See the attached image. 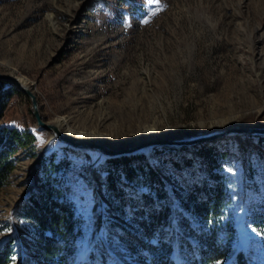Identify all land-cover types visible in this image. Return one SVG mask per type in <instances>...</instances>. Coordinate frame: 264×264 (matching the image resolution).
I'll return each mask as SVG.
<instances>
[{"label": "rangeland", "instance_id": "1", "mask_svg": "<svg viewBox=\"0 0 264 264\" xmlns=\"http://www.w3.org/2000/svg\"><path fill=\"white\" fill-rule=\"evenodd\" d=\"M0 72L33 89L44 121L63 116L65 131L88 140L106 135L103 143L111 147L189 139L232 125L264 127V0H0ZM4 115L2 123L36 136L33 147L17 151L0 187L7 264L37 263L31 251L36 225L19 220L15 210L36 187L40 156L53 152L68 163L47 172L63 176V195L80 221L69 241L54 237L62 262L190 264L199 242L190 228L228 249L215 264H234L240 252L242 264H264V139L230 134L209 143L223 152L217 170L225 176L226 197L220 215L207 219L185 206L186 194L208 176L193 147L139 152L167 182L169 211L152 238L151 260L128 242L140 232L145 188L120 181L136 202L131 207L106 195L105 158L96 152L54 144L42 153L50 131L37 127L24 93L13 95Z\"/></svg>", "mask_w": 264, "mask_h": 264}, {"label": "trees", "instance_id": "2", "mask_svg": "<svg viewBox=\"0 0 264 264\" xmlns=\"http://www.w3.org/2000/svg\"><path fill=\"white\" fill-rule=\"evenodd\" d=\"M20 93L14 84L0 83V187L7 182L9 174L15 166L17 151L33 147V143L36 141V136L32 131L2 123L8 103L14 94ZM257 137L264 139V136L261 135H257ZM183 148L188 147L184 146ZM193 148L206 166L208 176H203L199 185L193 186L190 193L186 194L185 198L190 204H185V206L193 215L207 219L220 215L226 197L225 176L217 170L220 168V158L223 157V152L214 150L209 143H201ZM67 163L68 161L64 159L57 160L54 152L49 156L41 157L37 164L36 187L19 201L15 210L19 220L31 221L36 225V229L32 232L34 240L31 248L36 258V264H66L61 261V256H63L61 241L59 242L54 237L58 235L57 238L64 239V242L69 241L75 228L80 224L78 218L73 214L70 203L63 195L65 185L63 176L51 178L47 172L49 168L57 172L63 164ZM101 167L106 172L102 183L108 196L109 193H114L123 198L122 201L127 203L130 201L129 204L133 207L136 202H131V196L124 194L123 188L120 187V181L124 180L128 186H134L137 189H146V192H141L143 203L146 206L138 207L141 215L140 220L136 223L140 229L139 235L128 242L132 245V241H134L151 253V260H155L154 254L157 246L153 243L152 238L159 225L164 223L169 211L165 204L167 182L158 174L144 153L105 158ZM170 190L173 194L178 193L174 188H170ZM155 201H159L156 202L159 204L157 209L153 206ZM181 222L184 221L179 219L178 224ZM202 223L204 226L207 222ZM188 229L196 235L199 241L197 251L194 253L195 259L190 264H215L218 259L229 253L228 249L223 248V245L218 244L211 237H206V231L199 232ZM121 237L127 236L121 235ZM234 261V264H242L241 252L238 253ZM9 262L10 248L9 243H6L0 248V264ZM23 264L33 263L26 259Z\"/></svg>", "mask_w": 264, "mask_h": 264}, {"label": "water", "instance_id": "3", "mask_svg": "<svg viewBox=\"0 0 264 264\" xmlns=\"http://www.w3.org/2000/svg\"><path fill=\"white\" fill-rule=\"evenodd\" d=\"M2 82H10L14 84L20 92L28 96L31 103V113L35 119L37 127L42 130L51 132L43 146L42 153L47 152L54 144H60L63 146H69L73 149L96 151L101 154L102 158H112L136 154L142 152L145 149L158 146L193 147L201 143L215 142L216 140L230 134H249L264 136V127L233 125L218 131L192 137L189 139H171L167 137H158L153 139H145L136 144L124 147H110L104 145L99 141H75L68 135L64 134L63 131H61L55 125L43 120L37 95L35 94L33 89L21 82L19 76L0 72V83Z\"/></svg>", "mask_w": 264, "mask_h": 264}, {"label": "bare ground", "instance_id": "4", "mask_svg": "<svg viewBox=\"0 0 264 264\" xmlns=\"http://www.w3.org/2000/svg\"><path fill=\"white\" fill-rule=\"evenodd\" d=\"M21 80V82L23 83V84H25L26 85V83H25V81L23 80V79H20ZM27 86V85H26ZM53 125H55L56 127H58L61 131H63V133L64 134H66V135H68L69 137H71L73 140H77V141H87L88 139H85L84 138V136L82 135H79V133H76V132H74V131H70V130H68V131H65L64 129H63V126L64 125H67V121H66V119H65V117H63V116H59L57 119H56V121H54V123H52ZM233 126V125H232ZM66 127V126H65ZM229 127V126H228ZM50 134H51V132H50ZM81 137V138H80ZM81 139V140H80ZM108 140V137L106 136V135H103V134H99V136H96V138L95 139H93V140H88V141H99V142H101V143H103L104 141L105 142H108L107 141ZM140 142V141H139ZM136 143H138V142H136ZM135 143V144H136ZM104 145H107V144H105V143H103ZM107 146H109V145H107ZM111 147V146H110ZM94 152H96V151H94ZM98 155H99V158L101 157V154L99 153V152H96Z\"/></svg>", "mask_w": 264, "mask_h": 264}]
</instances>
